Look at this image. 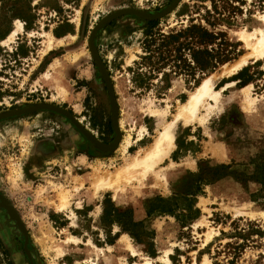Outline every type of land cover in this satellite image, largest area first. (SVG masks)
<instances>
[{"label":"rangeland","instance_id":"obj_1","mask_svg":"<svg viewBox=\"0 0 264 264\" xmlns=\"http://www.w3.org/2000/svg\"><path fill=\"white\" fill-rule=\"evenodd\" d=\"M173 1L0 0V115L35 104L56 106L97 141L110 144L116 133L104 72L118 128L115 146L102 151L55 110L0 117L1 262L6 257L12 264H264V57L250 55V44L240 37L244 31L264 33V0L229 1L236 8L213 30L223 31L239 52L196 84L168 66L164 80L140 63L149 21L164 33L190 22L212 29L202 19L210 0H177L157 18L140 15L161 12ZM16 20L21 29L9 37ZM241 57L245 63L228 72ZM246 65L254 81L238 86L232 76ZM207 76L218 99H202L195 112L200 120L174 122L168 153L144 174L134 171L129 179L96 189V177H111L146 150ZM45 139L57 146L52 157L38 147ZM220 164L225 167L216 170L224 176L202 184ZM195 184H202V192L192 222L181 227L174 213L146 217L156 196L168 198ZM105 196L115 206H130L133 218L144 220L148 238L139 241L115 223L103 225ZM107 235L115 237L112 243Z\"/></svg>","mask_w":264,"mask_h":264},{"label":"trees","instance_id":"obj_2","mask_svg":"<svg viewBox=\"0 0 264 264\" xmlns=\"http://www.w3.org/2000/svg\"><path fill=\"white\" fill-rule=\"evenodd\" d=\"M210 1L211 9L206 10L202 19L212 29L201 23L190 22L182 28L170 29L164 33L158 29H153L154 21H149L142 42L145 54L141 56L140 63L148 66L150 71L161 72V77L164 80H167L170 71L163 69L168 66L175 74L183 73L188 80H192L196 84L199 82L200 76L202 77L221 64L236 58L239 52L236 43L230 42L223 31L213 30L219 21H225L224 18L228 17V13L231 12L229 9H234L236 6L229 3L231 0H221V5L216 4L215 0ZM232 80H236L238 86L253 82L254 73L250 72V65L243 66L232 76ZM143 83V80L137 82L141 85ZM200 165H202V161L199 162ZM223 167L225 166L222 164L213 166L215 169L212 172L213 176L203 180L202 184L214 182L224 176L223 170H216ZM202 184L191 185L192 187L187 188L183 193L173 194L168 198L156 196V203L150 204L145 210L146 217L148 218L153 214L174 213L179 226L182 227L184 224L192 222L199 213L195 202L196 195L202 192ZM175 210L178 212L175 213ZM100 220L106 226L113 223L117 224L121 231H127L139 241L147 239L149 236L144 220L136 221L130 206H115L107 196L103 198ZM108 235L106 236L107 242L112 243L115 237ZM236 235L242 234L239 232ZM0 249H2L1 244ZM0 264L12 263L5 257L2 262L0 259Z\"/></svg>","mask_w":264,"mask_h":264},{"label":"bare ground","instance_id":"obj_3","mask_svg":"<svg viewBox=\"0 0 264 264\" xmlns=\"http://www.w3.org/2000/svg\"><path fill=\"white\" fill-rule=\"evenodd\" d=\"M260 17L264 20V10ZM17 29H21L20 21H15V28L8 35L11 37ZM240 37L243 41L251 46L250 55H253L255 58L264 57V33L258 29V34L254 35L253 32H241ZM253 38V42L251 39ZM245 63V57H241L235 63H233L229 68L228 72H233L240 68ZM242 88H245L242 87ZM219 92L216 90H211L210 87V76L205 77L201 83L191 91L187 99L180 103L178 109L176 110L174 117L171 121L167 122L162 129L158 131V134L155 136L150 146L144 150L142 153H137L133 155L129 162L124 166L120 167L114 175V177H96L94 181L95 188L100 189L106 186L107 184H113L114 181H119L121 179H129L132 176L134 171L144 174L146 171L150 170L152 165L161 160L165 156L170 148L173 146V125L174 122L178 119L183 120L184 122H189L194 118L200 120V117L195 114L198 105L201 103L202 99L206 96L212 98L214 101L218 99ZM126 146L129 144L128 138L125 139ZM125 148V145L122 147ZM61 205L64 204L65 199L61 197ZM63 201V203H62ZM124 236V235H123ZM130 249H133L130 244H127Z\"/></svg>","mask_w":264,"mask_h":264},{"label":"water","instance_id":"obj_4","mask_svg":"<svg viewBox=\"0 0 264 264\" xmlns=\"http://www.w3.org/2000/svg\"><path fill=\"white\" fill-rule=\"evenodd\" d=\"M177 0H174L168 7H166L165 9H163L161 12H157V13H146V12H142L140 13V15L143 18H157L159 17L161 14L168 12L175 4H176ZM92 54L96 60L97 65L99 66V68H101V63L98 60L97 54L95 52V49L92 48ZM103 78L106 84V88H107V93L109 96V101H110V106H111V124L112 127L116 133L115 138L113 140L112 143L110 144H105V143H100L99 141H97L89 132H87L72 116L70 113H68L67 111L62 110L59 107L56 106H51V105H47V104H35L33 106H29V107H25L21 110H16V111H8L6 113H4L1 116H4L6 114H13V113H19V112H23V111H27V110H31V109H35V108H48L51 110H55L59 113L64 114L65 116H67L72 122L73 124L80 130V132H82V134L99 150L102 151H106L109 149H112L115 146V143L117 141L118 138V128H117V121H116V117H117V107H116V103H115V98H114V94H113V90L112 87L110 85L108 76L103 72Z\"/></svg>","mask_w":264,"mask_h":264},{"label":"crops","instance_id":"obj_5","mask_svg":"<svg viewBox=\"0 0 264 264\" xmlns=\"http://www.w3.org/2000/svg\"><path fill=\"white\" fill-rule=\"evenodd\" d=\"M9 32V31H7ZM8 34V33H5V35ZM3 35V37L5 36ZM2 38V37H1ZM174 143V141H173ZM129 145V144H128ZM127 145V146H128ZM126 146V147H127ZM42 151H44L45 153L47 154H50V156L52 157L54 154H57V153H54V150L57 149V146L55 145L54 142H52L51 140L49 139H45L44 141L40 142L39 143V146H38ZM171 149V148H170ZM61 203V201H60ZM63 203V202H62Z\"/></svg>","mask_w":264,"mask_h":264}]
</instances>
